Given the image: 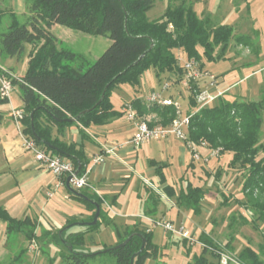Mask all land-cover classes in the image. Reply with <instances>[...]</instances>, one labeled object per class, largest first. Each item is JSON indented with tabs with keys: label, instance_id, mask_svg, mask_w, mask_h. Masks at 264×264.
<instances>
[{
	"label": "trees",
	"instance_id": "trees-1",
	"mask_svg": "<svg viewBox=\"0 0 264 264\" xmlns=\"http://www.w3.org/2000/svg\"><path fill=\"white\" fill-rule=\"evenodd\" d=\"M155 0H29V14L20 22L17 14L0 8V22L10 18L5 31L0 32V58H20L26 45V66L22 73L12 79L17 85L25 115L21 121L22 131L33 136L30 126V113L33 112V131L39 139L37 144L52 155L69 159L81 174L89 160L81 145L60 140L66 125H77L80 129L92 125H104L123 112L114 108L111 93L119 85L126 84L138 90L145 71L153 68L156 76L164 72H174L179 81L182 64L179 52L186 59L193 58L202 67L206 61H218L224 57L231 39L246 47L257 46L248 35L235 36L232 25H213L209 19L200 18L191 4L182 0L178 4L168 3L160 16L149 19L147 12ZM55 24L90 35H105L111 42L92 62L69 48L59 45L51 32ZM257 51V50H255ZM194 87V84H192ZM187 109L190 114L187 127L188 138L195 144L204 141L209 149L219 153H230V167L242 172L241 191L246 205L254 210L259 218H264V144L260 141L264 122V96L258 100L234 99L223 96L211 104L198 108L192 92L188 94ZM0 97V105L7 103ZM139 116L154 114L149 125H168L175 117L172 104L157 103L144 106L141 100L131 101ZM45 116V118H44ZM0 113V122L2 120ZM69 119V120H67ZM56 127L53 135V127ZM160 183L166 182L163 169L165 163L150 161ZM170 197H176L179 207L188 208L198 215L201 212L204 189L187 183L175 192L172 185L165 184ZM69 194L85 203L91 210L88 217L92 221L96 202L99 214L94 224L83 220L67 222L52 235L55 243H62L66 252L62 256L64 264H88V261L102 253H110L114 264H144L147 259L157 258L162 248L152 241V231L126 226L116 228V245L129 239L119 247L101 246L97 251H85V235L93 232L103 223L111 225L113 220L102 209V199L84 190H67ZM104 198V197H103ZM105 199V198H104ZM116 196L106 200L111 206ZM158 197L150 193L148 202L154 204ZM150 204V205H152ZM146 215V214H145ZM0 221L5 223L8 240L23 233L27 240L34 236L36 220L28 216L12 217L0 205ZM83 225L79 231H71L74 225ZM209 246L215 248L206 236H199ZM144 245L141 248L142 241ZM10 242V241H9ZM183 242H185L183 240ZM225 245H228L225 244ZM207 247L195 259L196 264H211L206 260ZM25 252V249L21 250ZM241 263L264 264L259 253L250 247L238 254Z\"/></svg>",
	"mask_w": 264,
	"mask_h": 264
},
{
	"label": "rangeland",
	"instance_id": "rangeland-1",
	"mask_svg": "<svg viewBox=\"0 0 264 264\" xmlns=\"http://www.w3.org/2000/svg\"><path fill=\"white\" fill-rule=\"evenodd\" d=\"M25 1V12L22 14L17 13L20 22L25 21L29 14V0ZM180 1L182 0H155L153 7L148 10L147 16L149 19L157 18L162 14L168 3L178 4ZM184 1L193 6L200 18L209 19L213 25L220 23L232 25L235 36L249 34V36L252 37L254 34H252L253 32L251 33V31L255 30L253 25H258L259 33L261 36H264V25L260 24L259 20H256L254 17L258 16L264 20V0H247L248 2L246 0ZM9 23L10 18L4 17L0 22V32L5 31ZM51 32L56 36L61 47L69 48L80 54L88 63L96 59L111 42V40L105 35H90L59 24L53 25L51 27ZM252 38L253 42H257L258 36ZM258 45L259 44L257 43V46L252 45L246 47L240 43L238 44L233 38L230 40L223 58L218 61H213L202 68L214 75L226 72L228 68H231L233 61L230 60L229 62L228 59H224L225 57L228 56L236 59V65L243 61L246 63L254 58L253 55L256 53L255 50L258 49ZM29 48L30 46L26 45L25 52L20 58H0V73L9 71L17 76L18 74L16 70H19L21 64L26 61V54ZM261 63H264V58L252 60L243 67V70L244 72L252 71L261 65ZM10 64L13 65V67H10ZM240 70L238 68L230 73V77H235L236 79L240 78L239 75L242 72ZM216 76L220 82L221 79L219 75ZM148 77L153 79L155 90H160L161 86L158 84L157 78L159 77L162 81L168 77V74L161 73L159 76H156L154 69L150 68L144 72L140 86ZM247 82L248 80H246L243 85ZM129 88L132 87L122 84L114 88L112 91L111 96L113 93L114 95L111 97V101L116 108L119 107L120 98L125 99L127 95H129V91L131 92ZM181 90L182 99L179 100V103L183 108V105L185 107L189 100V95L186 92V89L182 88ZM141 91L143 94V85ZM163 94L167 96V92H163ZM224 98L231 100L228 96ZM10 100L14 107L20 105V94L17 85H14L11 91ZM120 121H122L124 125H130L122 118H120ZM169 140H172V153L174 156V158L173 156L169 157L168 160L164 158V161L166 162L165 164H168L166 176L170 182L169 185L173 186L175 192H178L179 187L185 186L187 183H190L193 186H201L204 189L201 212L198 215L194 214L193 211L188 208L179 207L176 203V197H170L168 195L163 187L164 185H160L157 175L154 173V177L147 176L146 171L142 168L143 164H146V167L148 168V161L146 160L147 153H149L151 157L154 155V157L158 159L159 156L157 155V152L161 148V145ZM260 141L264 144L263 136H261ZM133 148L135 152L138 153V160L135 165L136 170H134L133 174L127 172V176L124 178L125 182L120 184L124 185L123 187L121 186L123 189L120 196L128 201V210L122 211H126L125 213L127 214L125 216L113 214V223L111 225L100 223L93 232L87 233L85 235V251H97L103 245L109 247L116 245V239L118 236L115 227L120 228L121 225L124 227L123 225L126 222L130 223L135 219L145 222L142 218L135 217V214H131L134 211L142 210L145 206H151L150 204H152L150 202L145 203V201H147V195L144 187H140V202H135L136 205L133 207L129 204L130 199H136V183L139 180L137 176L141 174L149 181V183L147 182L144 185L147 184L146 187L149 191L159 198L155 203V215L157 219L171 220L175 227L184 224L186 228L198 238L202 233V236H206L215 243L216 247L213 248L203 241L209 247H207V251L209 252H205L204 254L208 262L211 264H220L217 252L223 251L233 258V261H229L227 264H245L244 262H240L238 254L243 248L250 247L259 253L260 258L264 263V218H259L257 214L254 213V210L246 205V198L241 191L243 179L242 172L237 168L228 165L232 156L231 154L224 152L217 155L216 158H213L209 157L211 153L210 149L199 147L197 149L202 158L194 161L192 160L190 151L186 149L184 144L178 138L172 135L163 140H153ZM181 148H184L188 154V159L185 156L184 161H181L176 157V153H178ZM25 152L32 155V153L28 151ZM259 156H264V152H260ZM205 158H208L207 162L204 161ZM143 159L146 161L142 162ZM187 160L192 161V166L187 165ZM6 180L9 182V194H12L15 198L21 196V200L17 205H22V210H26V208L28 209V212H22V215H38L40 218L39 220L41 221V227L36 221L34 236L29 240H27L23 233H18L16 238L12 237V239L9 240L10 242L8 241L11 250H5L6 252L0 253V264H64L62 256L66 252V248L62 243H55L52 235L56 234L67 222H80L88 220V218H73L61 225L59 222L64 221L63 214L74 213L70 207V204L73 203L72 201L57 197L46 200L45 195L42 192L36 191L37 185L34 180L19 183L17 186L12 184L10 177ZM96 196L98 195L96 194ZM116 197H118V194ZM172 201L176 203L178 207L176 205H171L170 202ZM54 208H56V210ZM185 215L187 217H185ZM48 221H50L49 223L52 225L48 224ZM86 222L90 221L88 220ZM82 229L83 225L76 224L71 227L70 230L76 232ZM151 231L153 243L162 248V250L157 258L147 259L144 264H196L195 259L202 253L203 247L201 245H188L178 236L164 233L163 229L158 226L151 228ZM32 239L36 241L37 244L34 250L29 248V242ZM199 240L202 241L200 238ZM227 243L228 245H225ZM22 249H25V252L21 253L19 260L11 262L10 255L12 256L13 253H20ZM114 263V257L108 252L98 254L88 261V264Z\"/></svg>",
	"mask_w": 264,
	"mask_h": 264
},
{
	"label": "crops",
	"instance_id": "crops-1",
	"mask_svg": "<svg viewBox=\"0 0 264 264\" xmlns=\"http://www.w3.org/2000/svg\"><path fill=\"white\" fill-rule=\"evenodd\" d=\"M25 3H26L25 0H0V7L4 9H9L10 11L15 12L16 14L17 13L22 14L25 12V8H26ZM254 17L256 18V20H259L260 24L264 25L263 22L264 20L262 18H259L258 16H254ZM253 26L255 30L251 31V33L253 32L252 34H254L252 37L258 36L257 43L259 44L257 51H255L256 53L254 55L252 54L254 58L246 63H244L243 61L241 63H237L236 65V59L227 56L224 59H228L229 62L230 60L233 61L231 68H228L227 71L225 70L226 72H223L221 74H216L219 75L221 79V81L219 82V87L222 89H226L225 96L226 97L228 96V98H230L231 100L234 99L258 100L264 95V73H263L264 63H261V65H259L252 71L244 72L243 70V67H245V65H247V63L251 62L252 60H259V58H264V36H261V34L259 33L258 25L257 26L253 25ZM247 35L249 36V34ZM252 37L251 40L253 41ZM178 55H179V64L181 65L186 58L184 53L182 52H179ZM202 62H204V65L202 66L204 68L207 64H210L213 61H206L203 58ZM25 66H26V61L23 62V64H21L19 70H16L18 75L22 73V71L25 69ZM10 67H13V65L10 64ZM238 68L239 70L241 69L240 71H242L239 75L240 78L238 79H236L235 77L231 78L230 73L234 72ZM164 73L168 74V77L164 80L171 81V87L167 91H164L167 92V96H165L163 93L162 95L164 97L177 99L179 101L180 99H182L181 89L184 87L175 78L174 72H164ZM158 78H157V82L161 86V83L164 80L161 81V79L159 78L160 79L159 80ZM246 80H248V82L243 85V83ZM203 81L202 82L200 81L199 85H202ZM142 85L144 89L143 94L141 91ZM142 85L138 87V90L129 88L131 90V92L129 91V95H127L125 99L120 98L119 107L116 108L114 106V108H116L119 111H122L121 108L123 107V105L127 102H131L134 98L140 99L141 103L144 106H146L145 98L149 92L155 90V86H153V79L151 77L146 78ZM186 92L189 94L188 91ZM113 95L114 93L112 94L111 97H113ZM22 105L23 104L21 98H20V105L16 107L12 105L11 100H9L7 103L0 105V113H2L3 115L2 120L0 122V205L3 206L12 217L22 219L28 216L32 219H35L38 222V225L41 227V221L39 220L40 218L38 215L35 216H30L28 214H25L24 216L22 215L23 214L22 212L24 213L28 212V209L26 208V210H22L23 206L17 205L21 200L20 199L21 196H17L15 198V196L13 197L12 194H9L8 192L10 190L9 182L6 179L10 177L12 180V184H14V186H17L19 183H23L28 180H34L35 184L37 185L36 191L42 192L45 195L46 200L53 197H57L73 202L72 204H70V207L72 208L74 213H69V214L67 213L66 215L63 214L62 216L64 221L59 222L61 223V225L65 224L67 221L73 218L76 219L88 218L91 214L90 208L85 203L71 196L67 191L68 188L66 186L59 188L56 191V193L57 192L58 193L57 194L55 193L56 196L55 195L52 197L47 196L48 190L52 187V184L55 182L56 179L46 168L40 167L31 154L21 150L22 149L21 139L8 114L11 107L23 108ZM187 107H188L187 104L185 105V107L183 105L184 111L187 109ZM141 117L147 119L148 121L155 119L154 114H148ZM120 118H122L126 123L130 125H124L123 122L120 121ZM133 130H134L133 124L127 121L122 113L120 116L110 119L108 123L104 125H92L84 129H80V127H78L75 124L66 125L63 129V134L60 135V140L66 143L72 142L77 145H81L85 157L89 160V164L91 163L92 157L97 153L101 152L103 148L113 149L112 153L106 154L105 159L102 162L94 165L88 164L90 166L89 180L92 188L82 189L86 193L93 194L95 196H96L95 192L99 193V195L104 197L107 201L111 200L112 197L117 196L118 194V197H116L114 203H112V205L110 206L111 210H107V208L104 205H102V209L107 212V214L110 216L112 220H113V214L125 216L127 214L125 212L128 210L127 208L128 201L120 196L123 189L121 188V186L122 187L124 186L120 184H123L125 182L124 178L125 176H127L126 175L127 172L133 174L134 170H136L135 165L138 160V153L135 152L133 148L134 146L127 142L129 138L132 136ZM261 130L264 141V122ZM55 131H56V127L54 126L53 135H55ZM205 148L207 147H203V149ZM147 154L148 155L146 156V160L148 161V168L146 167V164L145 165L143 164L142 168L143 170L146 171L147 176H153V174L155 173L154 166L151 165L150 160H155L159 163H166L164 161V158L168 160L169 157L173 156L172 140H169L168 142H164L161 145V148L157 152V155L159 156L158 159L154 157V155L151 157L149 153ZM176 154H177L176 157L181 161H184L185 156L188 159V154L184 148L183 149L181 148ZM219 154L220 153H218V155ZM216 156H213V158L214 157L216 158ZM146 160L143 159L142 162ZM186 163L188 166L189 165L192 166V161L187 160ZM167 170H168V166L163 169L165 176L167 175ZM137 177L139 180L136 183V191H135L136 199L133 200L130 199L129 202V204H131L130 206L132 207L136 205L135 202L138 201L140 202L141 200L140 187H144V189H146V195H147L146 200L151 193L149 189L146 187L147 184L144 185L147 182L149 183V181L141 174H139ZM157 179L159 181L158 176ZM165 184H170L169 180L167 179V176H166V182L164 184L160 183V185H165ZM147 202L148 200L145 201V203ZM170 203L171 205H176V203H174L173 201ZM45 208H46V203H45ZM155 208L156 205L154 203L151 206H145L142 210L134 211L131 214L132 215L135 214V217H139V215L146 214L150 217L156 218ZM54 209L56 210V208ZM122 210H126V211H122ZM185 217L187 216L185 215ZM142 219L145 222H142L141 220L138 221L137 219H135L130 223L126 222L123 226L124 227L133 226V227H138L140 229L149 228L150 226L149 221L146 220L145 218ZM49 222L50 221H48V224L52 225ZM124 227H122L121 225L120 228L123 229ZM163 232L170 235V233L165 230H163ZM14 237L16 238L17 234ZM118 239L119 238L116 239V242L118 241ZM8 241H9L8 235L5 231V223L1 221L0 222V253L11 250L9 247L10 243ZM21 253L23 252L13 253L12 256L10 255L11 262H14V260L18 261L21 256Z\"/></svg>",
	"mask_w": 264,
	"mask_h": 264
},
{
	"label": "built area",
	"instance_id": "built-area-1",
	"mask_svg": "<svg viewBox=\"0 0 264 264\" xmlns=\"http://www.w3.org/2000/svg\"><path fill=\"white\" fill-rule=\"evenodd\" d=\"M182 69L183 74L179 80V83L189 93H193L197 109L211 104L215 99L223 96L226 93V89L219 87L218 77L212 73H209L208 71H205L199 65L197 60L193 58L185 59L182 63ZM15 77L16 75L9 71L0 73L1 98H6L8 101L10 100V94L13 89L12 79ZM200 81H203L202 85H199ZM192 84H194V87H192ZM170 87L171 81L164 80L161 83L160 90H153L149 92L145 98V102L147 104H172L174 106L175 117L166 126L161 124H155L151 126L149 125V121L147 119L142 118L137 114L131 103L128 102L123 105L122 110L124 112L123 114L125 115V119L131 122L134 128L132 136L127 142L132 144L134 147H137L140 144L153 140H163L169 135H172L178 138L190 151L192 160H200L202 157L197 148L207 147V144L204 141L200 142L199 144H195L188 138L186 130L189 124L190 114H187L183 111V108L177 99H171L162 95V93L167 91ZM8 114L21 139L22 149L32 153L37 164L40 167L46 168L56 179L52 184V187L47 192L48 197L54 196L59 188L64 187L67 178H69V186L74 190L92 188L89 180V165L102 162L105 159L106 154L112 153V148H103L101 152L92 157L91 163L86 166V169L83 173H75L76 168L69 159L48 153L45 151V149L41 148L37 144L33 136L25 134L22 131L23 127L21 121L25 115L23 108L11 107ZM210 150L211 153L209 157L216 156L219 153L218 149ZM208 158H205L204 161L207 162ZM96 194L102 199L107 210H111V207L107 201L101 195H99V193ZM139 217L145 218L149 221L150 226L149 228H146L147 230H151V228L158 226L170 234L178 236L182 240L186 241L188 245L199 244L202 247H208L203 241L199 240L195 234L190 232L184 224L175 227L171 220L157 219L144 214L139 215ZM36 246V241L32 239L29 242V248L34 250ZM217 255L220 264H227L229 261H233V258L226 252L218 251Z\"/></svg>",
	"mask_w": 264,
	"mask_h": 264
},
{
	"label": "water",
	"instance_id": "water-1",
	"mask_svg": "<svg viewBox=\"0 0 264 264\" xmlns=\"http://www.w3.org/2000/svg\"><path fill=\"white\" fill-rule=\"evenodd\" d=\"M29 116H30V126H31V129H32L33 135H34L35 138L39 139V137L36 136V135L34 134V131H33V112H31ZM67 120H69V119H67ZM78 169H79V166L76 168L75 173H78ZM68 179H69V178L66 179L65 186H66L69 190H74L73 188H71V187L69 186V184H68ZM92 202H93L94 205L96 206V211H95V215H94L93 220L90 221V222H87V223H89V224H94V223L97 221L98 214H99V206H98V204H97L96 202H94V201H92ZM128 239H129V237H127L123 242H121V243L115 245L114 247H119L120 245L124 244ZM143 245H144V240L142 241L141 248L143 247ZM107 250H108V249H104V250H101V251H97V253H99V252H106Z\"/></svg>",
	"mask_w": 264,
	"mask_h": 264
}]
</instances>
